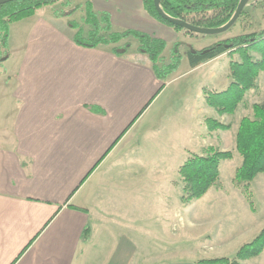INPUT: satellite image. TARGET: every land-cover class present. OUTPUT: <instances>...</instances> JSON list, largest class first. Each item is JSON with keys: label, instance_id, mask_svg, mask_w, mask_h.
Returning <instances> with one entry per match:
<instances>
[{"label": "crops", "instance_id": "crops-1", "mask_svg": "<svg viewBox=\"0 0 264 264\" xmlns=\"http://www.w3.org/2000/svg\"><path fill=\"white\" fill-rule=\"evenodd\" d=\"M91 1L97 13L110 15L113 31L149 33L164 39L166 50L182 42L181 66L164 85L135 38L122 54L115 48L125 42L80 46L73 19L56 17L55 5L12 25L9 58L0 66V264H136V240L118 241L114 233L122 211L136 208V185L155 176L146 165L136 169V148L172 108L173 83L206 70L197 77L202 124L206 113L222 118L208 108L204 79L220 84L210 65L227 58L223 89L212 88L226 89L231 55L193 68L188 51L204 48L201 34L158 21L143 0Z\"/></svg>", "mask_w": 264, "mask_h": 264}, {"label": "rangeland", "instance_id": "rangeland-1", "mask_svg": "<svg viewBox=\"0 0 264 264\" xmlns=\"http://www.w3.org/2000/svg\"><path fill=\"white\" fill-rule=\"evenodd\" d=\"M64 1L71 3L66 9L80 4L79 0H62L53 5L62 9ZM248 5L246 15L240 17L232 28L221 34H201L203 46L193 40L195 48H205L218 39L264 30V0H250ZM252 5L255 6L251 8ZM250 11L254 13L253 19ZM84 12V8H80L71 18L80 23ZM185 42L188 46L191 43L190 40ZM172 48L170 43L164 54L166 58L170 56ZM252 55L257 59L261 57L256 51ZM232 59L241 60V56L236 54ZM227 61L224 58L210 65L212 70L220 73L221 83L217 85L216 81L206 77L207 89L212 90L215 86L223 89L227 78L223 71H226ZM203 71L206 70L196 72L193 78L187 77L173 83L169 90L174 96L172 108L164 120L148 131L150 141H144L142 149L136 148V155L140 156H136V169L146 165L155 172V176L150 184L141 181L136 185V208L122 211L126 217L129 214L130 217L120 218L117 233H114L118 241L123 235L136 240V264H198L203 259L233 257L264 228V173L251 183L258 209L256 213L251 211L243 191L233 182L236 170L243 162V156L236 149V130L242 117H253L252 104L264 102V72L259 77L258 87L248 92L238 113L220 117L224 123L235 128L220 131L219 134L208 130L206 119L210 115L207 113L205 124H202V99L197 97L196 91L197 77ZM182 93L184 97L178 99ZM213 113L216 115L217 112ZM209 146L233 150L234 158L222 162L219 187H213L202 199L187 206L181 201L183 183L179 168L191 153H202ZM140 158L143 163L138 161ZM178 212L182 214V220ZM242 263L264 264V252Z\"/></svg>", "mask_w": 264, "mask_h": 264}, {"label": "trees", "instance_id": "trees-1", "mask_svg": "<svg viewBox=\"0 0 264 264\" xmlns=\"http://www.w3.org/2000/svg\"><path fill=\"white\" fill-rule=\"evenodd\" d=\"M59 1L62 0H15L0 5V64L9 58L12 25L35 15L43 6L53 5ZM143 1L146 10L158 21L177 31L196 34L164 19L156 9L155 0ZM240 2L241 0H161V6L173 18L212 29L226 25L235 15ZM63 5L62 9L55 11L56 17H71L80 8L85 10L83 24L76 20L69 23L70 27L77 30L74 40L78 45L96 48L101 45H117L129 38H135L139 42V51L149 55L154 71L164 85L180 68L183 59L182 42L178 41L173 45L170 59L166 61L163 59L167 48L164 39L139 30L113 31L110 15L97 13L91 0L70 9H66L71 6L68 1H64ZM246 12L245 8L240 17L245 16ZM129 47L130 43L127 42L117 46L115 51L122 54L127 52ZM253 51L259 52L261 57L255 58L252 55ZM223 54H231L233 57L238 54L241 60L231 58L229 64L231 82L226 89L204 90L207 105L214 108L220 116L234 115L244 103L247 93L258 87L259 77L264 72V30L222 39L199 50L191 49L188 51V59L190 66L195 68ZM252 110L253 117L245 116L239 123L236 149L243 156V162L237 168L233 182L243 191L251 211L256 213L258 209L251 183L259 174L264 173V102L254 103ZM206 125L210 132L232 128L231 124L214 117H208ZM233 158V150H222L214 146L204 148L202 153H191L179 168L183 183L181 201L190 204L201 199L213 187H219L222 162ZM90 234L91 229L88 226L82 239L87 241ZM263 252L264 228L252 241L244 244L235 256L203 259L198 261V264H243V261L258 257Z\"/></svg>", "mask_w": 264, "mask_h": 264}, {"label": "water", "instance_id": "water-1", "mask_svg": "<svg viewBox=\"0 0 264 264\" xmlns=\"http://www.w3.org/2000/svg\"><path fill=\"white\" fill-rule=\"evenodd\" d=\"M10 1H15V0H0V5L6 3V2H10ZM46 1H58V0H46ZM250 0H241L238 9L235 13V15L233 16V18L224 26L219 27V28H202V27H198L196 25H193L187 21H184L182 19H177V18H173L171 16H169L164 9L161 6V0H155V6L157 11L159 12V14L166 20H168L169 22L175 24V25H179L184 27L185 29L192 31L193 33L196 34H221L224 33L226 31H228L230 28H232L236 22L239 20L243 10L246 8V6L249 4Z\"/></svg>", "mask_w": 264, "mask_h": 264}]
</instances>
